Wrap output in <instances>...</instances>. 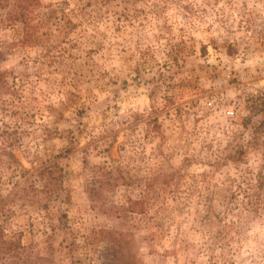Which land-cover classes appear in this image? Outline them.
<instances>
[{
	"label": "rangeland",
	"instance_id": "obj_1",
	"mask_svg": "<svg viewBox=\"0 0 264 264\" xmlns=\"http://www.w3.org/2000/svg\"><path fill=\"white\" fill-rule=\"evenodd\" d=\"M8 2L0 264H264V0Z\"/></svg>",
	"mask_w": 264,
	"mask_h": 264
},
{
	"label": "trees",
	"instance_id": "obj_2",
	"mask_svg": "<svg viewBox=\"0 0 264 264\" xmlns=\"http://www.w3.org/2000/svg\"><path fill=\"white\" fill-rule=\"evenodd\" d=\"M9 0H0V6H8V4H10L9 2H8ZM15 2H16V4H14V7H22L23 5H21L22 4V2H23V0H15ZM17 2H18V4H17ZM13 8V7H12ZM42 170L40 171V174H43V173H47V174H51V175H53V169L52 168H49V167H44L43 166V168H41ZM44 174V176H43V186H42V188L41 189H39V188H34V193H39V192H43V193H46V194H48L49 192H51V191H53L54 190V186L56 185L55 184V182H51V181H49V179L48 178H46V175ZM106 175L107 176H109V175H112V171H108V172H106ZM50 177V176H49ZM98 191V188H96V187H94V186H92V187H90V188H88V193H89V196L90 197H94V194L96 193ZM130 203H135V202H132V200H131V202ZM135 204H137V203H135ZM139 204V203H138ZM103 232L104 231H101V236H100V239H102V240H104V239H114V238H107V236L109 235L108 233L109 232H106V234L103 236V238H102V234H103ZM106 237V238H105ZM14 241H8V240H2L1 238H0V250H1V244H3V245H8L9 247L7 248V250H11L12 249V246L14 245ZM14 249L16 250V247H14Z\"/></svg>",
	"mask_w": 264,
	"mask_h": 264
},
{
	"label": "built area",
	"instance_id": "obj_3",
	"mask_svg": "<svg viewBox=\"0 0 264 264\" xmlns=\"http://www.w3.org/2000/svg\"><path fill=\"white\" fill-rule=\"evenodd\" d=\"M234 113H235L234 110H229V111H228V114L231 115V116H233Z\"/></svg>",
	"mask_w": 264,
	"mask_h": 264
}]
</instances>
